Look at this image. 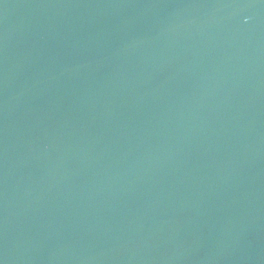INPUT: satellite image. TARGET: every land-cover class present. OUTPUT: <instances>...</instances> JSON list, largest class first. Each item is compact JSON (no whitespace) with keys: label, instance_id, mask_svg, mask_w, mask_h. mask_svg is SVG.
<instances>
[{"label":"water","instance_id":"1","mask_svg":"<svg viewBox=\"0 0 264 264\" xmlns=\"http://www.w3.org/2000/svg\"><path fill=\"white\" fill-rule=\"evenodd\" d=\"M0 264H264V0H0Z\"/></svg>","mask_w":264,"mask_h":264}]
</instances>
